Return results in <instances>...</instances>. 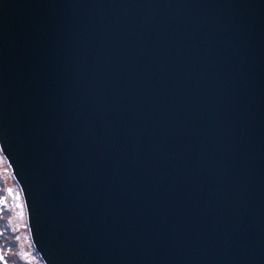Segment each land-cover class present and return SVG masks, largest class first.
<instances>
[{"label":"water","instance_id":"1","mask_svg":"<svg viewBox=\"0 0 264 264\" xmlns=\"http://www.w3.org/2000/svg\"><path fill=\"white\" fill-rule=\"evenodd\" d=\"M0 152L44 264H264V0H0Z\"/></svg>","mask_w":264,"mask_h":264},{"label":"rangeland","instance_id":"2","mask_svg":"<svg viewBox=\"0 0 264 264\" xmlns=\"http://www.w3.org/2000/svg\"><path fill=\"white\" fill-rule=\"evenodd\" d=\"M0 205H2L0 214L3 217H0V228L3 229L6 225L8 227L4 243L11 251L7 255L12 259L15 257L20 264H36L35 256L32 254L34 246L27 226L23 196L5 158L4 160L0 158ZM34 250L36 251L35 248Z\"/></svg>","mask_w":264,"mask_h":264},{"label":"trees","instance_id":"3","mask_svg":"<svg viewBox=\"0 0 264 264\" xmlns=\"http://www.w3.org/2000/svg\"><path fill=\"white\" fill-rule=\"evenodd\" d=\"M0 158L4 160L2 154H0ZM1 207L2 205H0V211L2 213ZM0 217L3 218L1 214H0ZM0 223H1V219H0ZM7 230H8L7 225L3 229L0 228V264H20V262L15 257L12 259L11 257L7 255V253L11 251L4 243V237H5V233ZM32 250H33L32 254L35 256V259H36V264L37 263L42 264V260L40 259L37 252L34 250V248H32Z\"/></svg>","mask_w":264,"mask_h":264},{"label":"clouds","instance_id":"4","mask_svg":"<svg viewBox=\"0 0 264 264\" xmlns=\"http://www.w3.org/2000/svg\"><path fill=\"white\" fill-rule=\"evenodd\" d=\"M12 173V172H11ZM16 181V180H15ZM22 195V194H21Z\"/></svg>","mask_w":264,"mask_h":264}]
</instances>
